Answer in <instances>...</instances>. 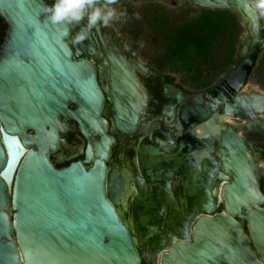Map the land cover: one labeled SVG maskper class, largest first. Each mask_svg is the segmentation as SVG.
<instances>
[{
  "label": "water",
  "instance_id": "water-1",
  "mask_svg": "<svg viewBox=\"0 0 264 264\" xmlns=\"http://www.w3.org/2000/svg\"><path fill=\"white\" fill-rule=\"evenodd\" d=\"M47 1L0 0V16L8 26L0 49V264H140L136 240L107 195L120 186L118 171L108 167L117 144L109 131L131 134L141 125L146 96L134 70H149L136 60L130 63L119 51H109L98 23L93 30L105 60L94 65L98 50L91 32L82 27L78 33L84 31L86 38L74 42L77 31L70 36V25L65 35V24L48 20ZM123 1L115 0L111 7ZM191 2L236 11L246 19L250 38L240 45L235 64L205 93L209 102L182 116H237L247 120L248 129L264 135V119L259 116L264 94L243 92L264 51V21L259 18L264 0ZM105 69L110 72L111 123L103 116L107 88L98 80ZM67 120H73L83 137L74 146L61 136L68 129ZM207 122L180 121L176 131L165 122V136H155L153 143H141L137 150L147 180L165 181L169 188L176 176L195 200L190 208L194 217L216 214L213 219L199 218L191 235H178L191 240L171 246L161 255V264H217L218 247L245 240L229 215L220 212L217 221L215 199L209 197L210 189L213 195L217 192V181L224 183L227 212L251 215L261 231L256 235L264 241V197L257 180L264 171L251 145L231 126L223 123L195 137V126ZM63 148L71 151L64 156ZM51 155L61 160L82 157L57 166ZM198 155L204 156L201 165ZM187 166L192 176L188 181L183 178ZM193 166L199 169L198 177ZM194 180L204 193L194 192ZM136 205L135 198L134 211ZM142 238L153 236L146 233Z\"/></svg>",
  "mask_w": 264,
  "mask_h": 264
},
{
  "label": "flooded vegetation",
  "instance_id": "flooded-vegetation-1",
  "mask_svg": "<svg viewBox=\"0 0 264 264\" xmlns=\"http://www.w3.org/2000/svg\"><path fill=\"white\" fill-rule=\"evenodd\" d=\"M134 1L136 0H125L117 7H120L122 10L124 3L128 4L129 2ZM47 2L52 7L55 0ZM151 3L158 2L153 1ZM189 3L193 6L200 7L191 2V0H189ZM176 8L179 9L178 7ZM259 18L262 21L260 12ZM98 25L101 36L103 37V42L109 51L114 53L119 51L120 54L124 55L127 59H130V63L132 60H136L149 70L148 72H140L137 69L134 70V73L144 87V94L146 96L144 112L140 118L141 125L131 134H119L112 128L109 131L110 134L116 137L117 144L113 149L111 159L108 162V167L109 171H118L117 179L120 181V186L108 190L107 195L115 207L121 212V219L125 221L131 235L136 240L137 250L140 255V264H161V255L163 253H169L171 246L191 240L190 238L186 240L178 235H185V232L191 235L193 225L199 218L201 220H205L206 218L213 219L216 217V214H197L194 217L190 212V208L195 200L188 195L190 190L189 187L186 186L184 189L182 182L176 180V176L172 180L169 188H167L165 181L150 182L147 180L138 164L137 150L141 143H153L155 136H165L167 128L164 129L161 127L165 122L172 124V127L176 131L174 126H177L180 121H190L189 124L197 125L199 121H209L211 118L208 120H201L195 116L184 118L182 115L188 113L189 109L203 107L204 103L207 101L205 93L213 88L220 78L213 84L204 88H187L170 77L167 72L158 70L140 60V45L137 44L134 47L125 49L124 46L126 39L124 36L115 39L113 38L110 27L103 26L99 22ZM70 27V36H73L76 31L78 34V30L82 27L87 28V16H85L84 20L79 24L70 25ZM7 28V24L0 16V49L6 36ZM88 30L91 32L98 50L97 55L92 57L94 65L102 64L105 57L101 51V44L95 36L93 28ZM73 45L74 43L72 42L71 46ZM138 46L139 49L137 50V53L133 54ZM86 58L91 60V57L89 56ZM98 80L101 87L106 88L107 86V90L104 91L105 107L103 116L111 123L113 118L108 86L110 82L109 70L105 69L102 75L98 77ZM200 97L202 99L201 103L198 102ZM218 113L222 114L223 110L220 108ZM231 118L233 123L225 122V126H231L234 128L235 131L241 135L247 146L251 145L249 148H251L254 154L256 164L259 166L258 162L263 161V166L259 167L264 171V160H260L257 156V153L259 152L261 156L264 157V135L252 129H248L239 117L233 116ZM72 121L73 120H67L68 129L61 133V136L68 144L74 146L75 143L81 142L83 137L78 132L75 123ZM197 127L198 126H195V129ZM194 134L195 137L198 135L195 130ZM195 141L194 144L197 143V141ZM119 145H121V148L116 151V148ZM70 151V149L64 148L61 150L64 156ZM79 157L82 156L61 160L57 155H51L50 160L55 165L61 166L66 165L70 160ZM197 159V165H201L204 156L198 155ZM187 167L183 178L187 177L188 181L192 176L189 174L190 166ZM191 168H193V171L197 172L195 177H198L199 169L196 168V166ZM257 180L260 192L264 197V176L262 173H258ZM194 184L197 185H192L195 193L199 190L201 191V194L202 192L204 193L203 187L202 189L200 188L197 180H194ZM223 185V182L217 181V195L221 197V200L217 198V202L216 196L211 192L212 189L209 191V197L212 198L213 196L215 199L217 221L220 212L226 213L227 216L229 215L230 219L236 223V227L241 228L242 233L245 235V240H241L240 245L218 247L217 264H264V244H261L264 243V241L260 240L256 235V233L261 232L256 228V219H253V217L245 213V211L243 214L234 215H230L227 212L223 198ZM135 198L137 205L134 211L133 201ZM263 206L264 204L262 207ZM137 210L140 211V213H138ZM174 228H179L180 230L174 231ZM146 233L152 234L153 238L144 240L142 236Z\"/></svg>",
  "mask_w": 264,
  "mask_h": 264
},
{
  "label": "trees",
  "instance_id": "trees-1",
  "mask_svg": "<svg viewBox=\"0 0 264 264\" xmlns=\"http://www.w3.org/2000/svg\"><path fill=\"white\" fill-rule=\"evenodd\" d=\"M121 13L130 17L129 4H123ZM140 16L149 26L148 37L163 49L161 55L152 59L158 70L166 67L179 72L196 88H204L236 62L244 25L232 9L200 7L194 13H171L164 6L149 2L142 6ZM258 62L262 64L264 57Z\"/></svg>",
  "mask_w": 264,
  "mask_h": 264
},
{
  "label": "rangeland",
  "instance_id": "rangeland-1",
  "mask_svg": "<svg viewBox=\"0 0 264 264\" xmlns=\"http://www.w3.org/2000/svg\"><path fill=\"white\" fill-rule=\"evenodd\" d=\"M158 2V6H164L165 8L169 9L172 13L174 10L180 11H190V13H194L197 11V6H193L189 3V0H136L134 2H129V9L131 11L130 17L123 16L121 13L120 7H115L116 17L107 27H110L112 30L113 38H118L120 36H124L126 39V43L124 48L134 47L135 45H140V55L139 59L143 62L148 63L150 66L156 68L152 62L153 58L158 57L162 54V47L160 44L155 43L149 36L150 29L149 26L141 20L140 10L145 3L148 2ZM178 7L179 9H177ZM236 12V11H235ZM237 13V12H236ZM188 14L186 15V17ZM260 17L262 21H264V12H260ZM242 24L244 25V31L240 36L239 39V47L243 43H247L249 41V31L246 27L247 21L243 22L244 20L240 19ZM264 57V51L261 54L259 60ZM164 72H167L170 77L176 80L181 85L196 89L194 84L189 81L188 77L182 75L179 72L170 71L168 68H163ZM221 78V77H220ZM218 80V79H217ZM244 93H256V94H264V62L255 66L252 74L250 75L246 86L243 88ZM259 116L264 119V112H260ZM121 148L119 145L116 148L118 151ZM236 151L241 152L239 146H237ZM257 156L260 160H264V157L258 152ZM249 168L245 169V173H248Z\"/></svg>",
  "mask_w": 264,
  "mask_h": 264
},
{
  "label": "clouds",
  "instance_id": "clouds-1",
  "mask_svg": "<svg viewBox=\"0 0 264 264\" xmlns=\"http://www.w3.org/2000/svg\"><path fill=\"white\" fill-rule=\"evenodd\" d=\"M115 0H55L51 8H45L48 20L53 24L63 23L66 25L64 34L69 31L67 25L79 24L87 16V28L91 29L99 22L103 26H108L116 17V11L112 4ZM264 8V2L260 5ZM86 38V33L81 31L77 34L75 41H82Z\"/></svg>",
  "mask_w": 264,
  "mask_h": 264
},
{
  "label": "bare ground",
  "instance_id": "bare-ground-1",
  "mask_svg": "<svg viewBox=\"0 0 264 264\" xmlns=\"http://www.w3.org/2000/svg\"><path fill=\"white\" fill-rule=\"evenodd\" d=\"M244 20L243 22L246 21V19H242ZM107 88V86H106ZM209 102V100L207 99L206 103ZM242 123L247 125V120L246 119H241ZM225 122H230V123H233V120L231 117H229L228 115H215L213 118H211L207 123L203 124V125H200L198 126L195 131L198 133V135H202L208 131H212V130H215L216 128L218 129V126H223V123ZM113 130H115L113 128ZM116 131V130H115ZM257 159V158H256ZM263 161H259L258 162V165L260 167L263 166ZM216 196V202H217V198L219 200H221V197L217 195V192L215 194ZM131 216V214H130ZM127 222V221H126Z\"/></svg>",
  "mask_w": 264,
  "mask_h": 264
}]
</instances>
